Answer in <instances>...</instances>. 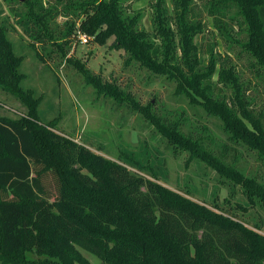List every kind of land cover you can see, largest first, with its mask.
Returning a JSON list of instances; mask_svg holds the SVG:
<instances>
[{
  "label": "trees",
  "instance_id": "16d2710c",
  "mask_svg": "<svg viewBox=\"0 0 264 264\" xmlns=\"http://www.w3.org/2000/svg\"><path fill=\"white\" fill-rule=\"evenodd\" d=\"M130 1L141 0L20 4L28 7L24 23L35 48L51 43V52L74 63L99 94L129 104L190 161H204L240 185L248 205L237 207L264 209V173L247 172L232 153L246 147L264 171V105L229 55L223 57L214 42L205 47L199 41L208 30L199 0H151L152 29L144 25L142 9L130 10ZM200 1L218 31L233 37V22L238 24L235 42L264 86V0ZM81 33L101 45L113 38L111 46L126 53L125 67L137 64L152 78L174 83L177 95L221 120L232 145H212L207 134L187 131L183 118L159 113L130 85L106 79L70 56ZM36 55L45 62L38 49ZM23 59L9 26L0 22V86L28 108L19 119L0 115V264H264L261 224L251 226L229 207L167 186L136 160L93 149L60 129L56 119L43 121L42 95L23 84ZM83 250L101 261L92 262Z\"/></svg>",
  "mask_w": 264,
  "mask_h": 264
},
{
  "label": "rangeland",
  "instance_id": "374dc122",
  "mask_svg": "<svg viewBox=\"0 0 264 264\" xmlns=\"http://www.w3.org/2000/svg\"><path fill=\"white\" fill-rule=\"evenodd\" d=\"M199 10L208 23V30L199 41L205 47L214 42L223 57L229 55L237 64L243 79L250 86V92L257 103L264 105V86L250 69V57L238 42L239 26L233 22L234 31L228 36L218 31L213 25L212 16L204 11V3L198 1ZM20 3H22L20 1ZM15 0H0V22L9 26V36L15 43L16 51L24 56L21 70L26 74L25 87H32L42 95L40 113L43 121L56 119V125L64 132L74 136L78 141L102 151L111 158L120 156L127 161H138L143 169L156 172L157 177L167 186L189 192L195 198L209 205L218 204L229 207L251 226L262 225L264 232V209L260 206H248L247 210L237 207L238 203L247 204L242 187L222 178L220 174L204 161H190L188 154L179 150L162 135L155 125L141 112L127 103H120L114 97L99 94L96 88L86 82L84 75L76 65L63 56L61 52H51V43L35 44L27 32L24 23L28 7ZM151 0L130 1L133 8L145 13L143 23L152 29L150 21ZM61 4V3H60ZM48 5V4H47ZM232 13V12H231ZM65 16L58 18L64 22ZM34 26V23H29ZM232 39L234 41H232ZM113 38L106 45L89 39L83 43L73 40L69 55L86 63L93 71L106 79L117 80L123 87L130 85L131 92L143 103L152 101L154 108L172 119L183 118L184 128L196 134H207L212 145H222L228 141L222 122L211 116L201 106L192 105L189 100L174 92V83L162 77H151L150 72L137 64L125 67V51L111 46ZM37 49L46 56L45 62L37 55ZM51 53V54H50ZM205 63L207 55L205 54ZM150 79H155L149 83ZM28 108L22 100L0 86V115L12 119L25 116ZM239 164L249 173H264L253 151L244 146H236ZM89 260L98 263L101 259L94 253L83 250Z\"/></svg>",
  "mask_w": 264,
  "mask_h": 264
},
{
  "label": "built area",
  "instance_id": "2783aa9c",
  "mask_svg": "<svg viewBox=\"0 0 264 264\" xmlns=\"http://www.w3.org/2000/svg\"><path fill=\"white\" fill-rule=\"evenodd\" d=\"M80 40L83 42V43H87L89 41V36L88 34L86 33H81L80 34Z\"/></svg>",
  "mask_w": 264,
  "mask_h": 264
},
{
  "label": "water",
  "instance_id": "95a60500",
  "mask_svg": "<svg viewBox=\"0 0 264 264\" xmlns=\"http://www.w3.org/2000/svg\"><path fill=\"white\" fill-rule=\"evenodd\" d=\"M20 1L24 2V1H26V0H20Z\"/></svg>",
  "mask_w": 264,
  "mask_h": 264
}]
</instances>
